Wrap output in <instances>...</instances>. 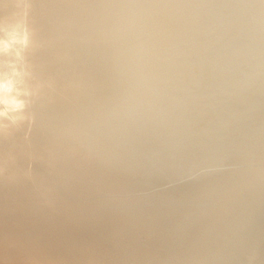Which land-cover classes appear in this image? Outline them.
Listing matches in <instances>:
<instances>
[{"label": "bare ground", "instance_id": "6f19581e", "mask_svg": "<svg viewBox=\"0 0 264 264\" xmlns=\"http://www.w3.org/2000/svg\"><path fill=\"white\" fill-rule=\"evenodd\" d=\"M0 264H264V0H0Z\"/></svg>", "mask_w": 264, "mask_h": 264}]
</instances>
